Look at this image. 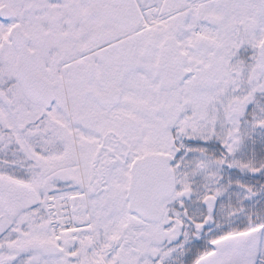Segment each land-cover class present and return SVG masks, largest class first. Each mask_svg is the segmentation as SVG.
<instances>
[{
	"label": "snow or ice",
	"instance_id": "6c2138e0",
	"mask_svg": "<svg viewBox=\"0 0 264 264\" xmlns=\"http://www.w3.org/2000/svg\"><path fill=\"white\" fill-rule=\"evenodd\" d=\"M0 264H264V0H0Z\"/></svg>",
	"mask_w": 264,
	"mask_h": 264
}]
</instances>
